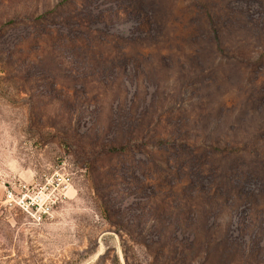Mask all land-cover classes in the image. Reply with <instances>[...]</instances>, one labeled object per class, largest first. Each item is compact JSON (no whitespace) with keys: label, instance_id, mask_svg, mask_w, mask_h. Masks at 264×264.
I'll list each match as a JSON object with an SVG mask.
<instances>
[{"label":"rangeland","instance_id":"rangeland-1","mask_svg":"<svg viewBox=\"0 0 264 264\" xmlns=\"http://www.w3.org/2000/svg\"><path fill=\"white\" fill-rule=\"evenodd\" d=\"M0 264H264V0H0Z\"/></svg>","mask_w":264,"mask_h":264},{"label":"built area","instance_id":"built-area-1","mask_svg":"<svg viewBox=\"0 0 264 264\" xmlns=\"http://www.w3.org/2000/svg\"><path fill=\"white\" fill-rule=\"evenodd\" d=\"M70 179L68 177L61 178L58 184H68ZM57 197H43L42 194L30 193V189L27 186L21 187L20 194L15 196L9 192L5 204L10 208H19L29 215L36 223L40 224L46 220H49L53 216V209L56 206Z\"/></svg>","mask_w":264,"mask_h":264}]
</instances>
